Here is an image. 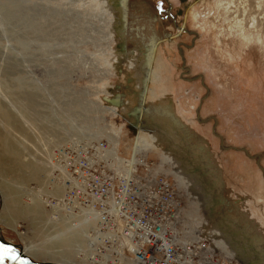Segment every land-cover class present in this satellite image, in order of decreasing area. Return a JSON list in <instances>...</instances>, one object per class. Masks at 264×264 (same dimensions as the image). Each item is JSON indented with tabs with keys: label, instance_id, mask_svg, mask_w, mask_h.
<instances>
[{
	"label": "rangeland",
	"instance_id": "obj_1",
	"mask_svg": "<svg viewBox=\"0 0 264 264\" xmlns=\"http://www.w3.org/2000/svg\"><path fill=\"white\" fill-rule=\"evenodd\" d=\"M219 2L0 0V216L16 225L0 224L7 242L31 243L42 260L131 264L94 222L57 209L77 143L102 140L174 183L183 236L264 264V174L233 149L264 168V10L241 52L236 15L227 36L211 21ZM176 21L178 36L189 33L165 40Z\"/></svg>",
	"mask_w": 264,
	"mask_h": 264
},
{
	"label": "built area",
	"instance_id": "obj_2",
	"mask_svg": "<svg viewBox=\"0 0 264 264\" xmlns=\"http://www.w3.org/2000/svg\"><path fill=\"white\" fill-rule=\"evenodd\" d=\"M60 172L57 209L72 222H94L96 237L131 264H236L207 240L179 231L183 203L174 183L141 155L107 141L77 143Z\"/></svg>",
	"mask_w": 264,
	"mask_h": 264
},
{
	"label": "bare ground",
	"instance_id": "obj_3",
	"mask_svg": "<svg viewBox=\"0 0 264 264\" xmlns=\"http://www.w3.org/2000/svg\"><path fill=\"white\" fill-rule=\"evenodd\" d=\"M203 1H205V0H203ZM243 1L246 5H245L244 9L241 10L240 6H239V0H220L219 3H221V4H219L218 6L216 5V7H215L219 14H218V16H214L211 19V21L213 23L217 21V26L219 24L220 26L224 25V27H226V31L224 29V31H222V35L227 36L228 32L229 31L231 32L234 29L232 27H230L229 24H227L226 22L229 21L233 15H236V17H237L236 19H238V21H237L238 25H242V28L239 29L240 31H237V32H239V34H241L242 36L245 37L244 44H241V45H243L240 48L241 52L245 51L244 48L251 42V37L254 36V30L249 29V24H252V25H254L255 23L258 24L259 21L257 20L258 17L256 16V13L260 9L264 10V0H243ZM246 12H247L248 16L246 18H244L243 14H245ZM223 14L225 15V18H224V21L221 22V21H219V16L222 17ZM192 17L191 18L194 19L195 24L199 25V15L193 14ZM245 21L247 22L246 24L244 23ZM256 37H260L259 34ZM223 38L224 37H221L220 40L222 41V43L224 45L225 41ZM157 53H158V51H157ZM230 53H231L230 54L231 57H234L233 52L230 51ZM160 66H161V69L166 68L164 63H162ZM0 224H3L7 227H11L13 229H15V227H16V225L14 227V225H12L10 222H7L6 220H4L1 216H0ZM38 250H40V249H38ZM38 250L35 247H33L31 243L26 242L25 247H24V251L23 250L22 251L27 257H30L32 260L34 259L35 261H37L39 263H44V264H72L66 260L49 261V260H47L48 258L45 260L44 259L42 260V257H45L46 255H44V253H39L40 251H38ZM90 264H95V263L92 262ZM98 264H100V263H98Z\"/></svg>",
	"mask_w": 264,
	"mask_h": 264
},
{
	"label": "water",
	"instance_id": "obj_4",
	"mask_svg": "<svg viewBox=\"0 0 264 264\" xmlns=\"http://www.w3.org/2000/svg\"><path fill=\"white\" fill-rule=\"evenodd\" d=\"M115 105L120 106V100L118 101H114ZM199 118V115H198ZM208 120H205L203 122H207ZM222 140V138H221ZM223 143V141H222ZM226 150H229L230 148H225ZM234 150H238V151H244L246 152V154L248 155L249 158L251 159H255L257 158V165L260 167V169L262 170L263 174H264V168H262L260 166V159L257 156H251L247 153V151L245 149H237V148H233ZM22 247L21 246H17L14 245L10 242H7L0 234V257L8 260L9 262H11L12 264H44V263H39L36 262L34 260H32L30 257H27L23 251H22Z\"/></svg>",
	"mask_w": 264,
	"mask_h": 264
},
{
	"label": "flooded vegetation",
	"instance_id": "obj_5",
	"mask_svg": "<svg viewBox=\"0 0 264 264\" xmlns=\"http://www.w3.org/2000/svg\"><path fill=\"white\" fill-rule=\"evenodd\" d=\"M176 25H177V27H178L177 32H176L173 36L166 35V36H165V40H167V39H169V38H172V37H175L174 39H176V38H180V37H183L184 32H185V33L188 32L187 29L183 31V29L181 28L180 30L183 31V32H182V34H181L180 36H178L177 33H178L179 28H180L181 26L177 23V21H176ZM188 33H189V32H188ZM174 39H172V40H174ZM172 40H170V41H172ZM184 52H185V49H183V53H184ZM184 57H185V56H184ZM185 60H186V58H185ZM186 64H187V62H186ZM184 68L186 69V67H184ZM190 80H191V79H190Z\"/></svg>",
	"mask_w": 264,
	"mask_h": 264
}]
</instances>
